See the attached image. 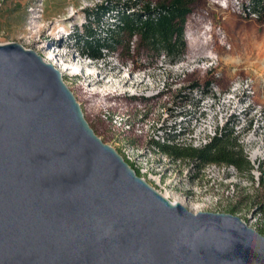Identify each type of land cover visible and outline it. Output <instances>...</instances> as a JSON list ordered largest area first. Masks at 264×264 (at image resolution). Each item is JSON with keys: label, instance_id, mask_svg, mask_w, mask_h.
<instances>
[{"label": "rangeland", "instance_id": "1", "mask_svg": "<svg viewBox=\"0 0 264 264\" xmlns=\"http://www.w3.org/2000/svg\"><path fill=\"white\" fill-rule=\"evenodd\" d=\"M132 1L141 15L145 4L172 0ZM104 2L119 0H0V44L57 55L62 69H72L64 82L105 144L117 151L118 143L127 142L160 152L148 154L144 165L157 179L149 184L170 201L237 216L264 235V170L258 168L264 166V0H189L186 48L177 59L138 35L118 31V17L90 20L87 11ZM201 27V37H217L219 47L189 59L187 38ZM87 28L99 38L115 39L106 61L81 54L77 40ZM226 124L237 132L250 173L214 163L193 169L186 159L172 162L176 159L155 145L175 136L182 146L200 147Z\"/></svg>", "mask_w": 264, "mask_h": 264}, {"label": "water", "instance_id": "2", "mask_svg": "<svg viewBox=\"0 0 264 264\" xmlns=\"http://www.w3.org/2000/svg\"><path fill=\"white\" fill-rule=\"evenodd\" d=\"M0 264H264V235L164 197L96 135L55 66L7 43Z\"/></svg>", "mask_w": 264, "mask_h": 264}, {"label": "trees", "instance_id": "3", "mask_svg": "<svg viewBox=\"0 0 264 264\" xmlns=\"http://www.w3.org/2000/svg\"><path fill=\"white\" fill-rule=\"evenodd\" d=\"M231 1L228 3L230 4ZM189 0H172L169 5L153 6L145 4L143 7L146 15H136L135 9L138 6L137 1L129 0L127 3L104 2L96 11H87V17L98 21L106 15L118 17V31L128 32L130 37L140 36L144 42L153 43L159 47L165 48L174 58H180L185 51L186 43L184 37V27L187 16L190 14ZM199 33L191 34L187 38L188 57L208 55L216 46L218 38L214 37L212 41H205L201 37L204 27L199 29ZM112 38H99L91 29L85 30V35L77 40L78 47L81 45L80 52L89 60L106 61L105 52L114 49L111 42ZM194 71V70H193ZM190 71V72H193ZM94 97L87 96L88 100ZM234 128L226 124L222 129H218L217 135L207 145L201 148L193 146H182L179 143H159L155 145L167 155L172 156L173 161L186 159L192 164V168L199 169L209 163L217 165L230 166L239 173H250L253 169L248 157L244 154L243 147L239 143V137ZM173 139H176L175 136ZM259 170L263 172L264 166L259 163ZM262 181L264 182V174Z\"/></svg>", "mask_w": 264, "mask_h": 264}, {"label": "built area", "instance_id": "4", "mask_svg": "<svg viewBox=\"0 0 264 264\" xmlns=\"http://www.w3.org/2000/svg\"><path fill=\"white\" fill-rule=\"evenodd\" d=\"M217 132L218 130L214 134L208 135L204 139L202 146L200 147L195 146V148H201L209 144L214 139V137L217 135ZM177 141L178 139H173L172 137H170L167 143H178ZM117 146L119 150L117 152L124 158V160L130 165V167L136 172V174L148 183L153 182L152 179L155 177L145 167L144 161L147 160V158L149 157L148 154L150 155L159 154L160 152L159 151H142L138 149V147L129 145V143L127 142L118 143ZM172 162H175V161H172ZM216 166L217 165H213L212 168H216Z\"/></svg>", "mask_w": 264, "mask_h": 264}, {"label": "bare ground", "instance_id": "5", "mask_svg": "<svg viewBox=\"0 0 264 264\" xmlns=\"http://www.w3.org/2000/svg\"><path fill=\"white\" fill-rule=\"evenodd\" d=\"M42 57V56H41ZM44 59V61L46 63H49V64H52L53 66H55V68H57L61 74H62V77H64V73L65 72H70L72 69H70L69 67L68 68H65V69H62V67H60V62H58V56L55 55V54H47L45 56L42 57ZM62 66H65L64 63L62 64ZM66 67V66H65ZM153 182L156 183V178H153L152 179ZM164 197H166L167 199L171 200V197L168 195V194H162ZM173 203H179V204H182L183 206H185L188 210H190L191 212L193 213H199L201 212L202 210L199 209V207L197 205H187L185 204L183 201L181 200H175V201H172Z\"/></svg>", "mask_w": 264, "mask_h": 264}]
</instances>
